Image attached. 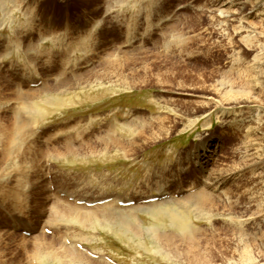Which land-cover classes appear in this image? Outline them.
Instances as JSON below:
<instances>
[{
	"label": "rangeland",
	"instance_id": "rangeland-1",
	"mask_svg": "<svg viewBox=\"0 0 264 264\" xmlns=\"http://www.w3.org/2000/svg\"><path fill=\"white\" fill-rule=\"evenodd\" d=\"M0 1V116L7 122L12 107H23L22 100L8 99L12 92L38 90L27 98L35 110L28 118L42 146L71 143L82 150L59 157L39 153L31 160L24 148L21 157L1 162L9 177L0 181V264H83L60 257L61 246L105 264H199L209 254L228 257L232 240L242 235L260 237L261 217L244 221L240 215L250 197V172L236 169L226 184L209 186L210 175L242 163L239 135L256 113L250 107L220 117L202 104L210 85L228 74V44L211 26L209 0ZM170 27L174 36L162 38ZM110 53L129 54L104 73ZM90 69L97 78L62 83ZM91 114L101 116L89 123ZM139 119L145 125L141 137L123 125ZM159 121L162 135L153 139ZM109 130L135 145L103 150L104 139L97 137ZM206 144L210 151L203 154ZM93 145L102 150L88 153ZM199 191L211 194L210 207L194 211L179 202ZM51 192L78 200L130 197L127 207L143 208L115 210L110 222L79 224L53 217L54 201L46 196ZM151 228L166 234L162 246ZM188 228L198 233L197 245L179 241ZM38 232L44 240L33 238Z\"/></svg>",
	"mask_w": 264,
	"mask_h": 264
},
{
	"label": "bare ground",
	"instance_id": "bare-ground-1",
	"mask_svg": "<svg viewBox=\"0 0 264 264\" xmlns=\"http://www.w3.org/2000/svg\"><path fill=\"white\" fill-rule=\"evenodd\" d=\"M205 10H207L206 13L210 16L209 18L212 23L211 26L218 34V37L221 40H226L228 44V48L225 49L227 60L224 66L225 70L228 71V74L225 73L224 75H221V79L210 85V92H208V96L206 97V100L202 102V104L205 105V108L215 110L216 113L220 114V117L224 113L233 110L241 112L244 108H256V113L254 112L255 114H252L251 116V124L246 125L244 128H242L241 134L239 135L240 144L237 145L236 151L238 153V159H240L239 161L242 163H236L231 169H223L218 172L217 175H215L213 173L214 170H212L213 174L209 177V180L211 182L209 186H213L214 182L218 180L221 185H223L225 182H228V179L232 178V176L236 174V169L240 173H243L244 171L250 172L251 175L247 176V180L250 181L248 187L250 197H248L249 199L246 202H243L242 205L240 204V215L244 218V221H249L254 216H260V221L264 223V0H209ZM173 29V27H170L167 31H164L162 33V38H165L167 34L171 37L174 36V33L172 31ZM127 54L129 53H110L108 56H106L103 61L104 73L111 72V67H114V65L121 60L126 61L127 58L123 57H127ZM134 55H136V53H132V56ZM222 73L223 72L221 71L220 74ZM85 75H88L89 77H98L96 71L90 69L88 70V72L84 74L81 73L78 76L75 75V77L67 79V81H64L62 83H71L70 81L81 80L85 77ZM37 91L38 90L26 92L18 89V92H12L13 96L10 97L8 95V99L17 101L22 100L23 107L21 106V104L20 106H18V108L15 106L12 107V109H14V114L10 117V119H6L7 122H5L2 116H0V181H4L3 184L7 181L9 174L4 171L1 162L6 160L7 158H11L12 160H14L18 155L23 153L22 151L24 148L28 151L27 153H29V151L31 152V160L32 158L34 160L35 156H38L39 153L42 157L46 155L45 153H50L52 157H59L67 153L79 154V152L82 151L81 147H74L71 145V143L55 148H45L42 146L39 141V137L35 132H33V128L30 125L31 120L28 118L31 116L30 114H32V112L35 113V110L30 107L27 98L29 95L39 93ZM6 102H8V100L5 99L3 100V102H1V104ZM1 107L2 106H0V109ZM99 116L101 115L91 114L88 117L89 123ZM114 119L116 120V117ZM139 120L140 122H138L140 125H136V122H133L132 120L123 125H125L128 129L131 128L132 130L136 128L137 135L141 137L143 132H145V130H143L145 125L141 121L143 119ZM162 125L163 124L161 122L158 123V126H156L157 129L153 128V126L151 125L152 127L150 129H155V132L153 131L152 134L153 139L159 138L160 134L162 135V133H158V129H161V127H163ZM75 126H77V124ZM110 127L112 128V126H109V128ZM35 128L36 127H34V129ZM115 132L116 131L111 132L110 130L105 131L102 134L100 133V135L97 137L98 139H104V145L102 147L103 150H107L110 147H116L122 148L126 151L127 147L129 148L135 145V140H131L126 143L116 140L115 138H113V133ZM208 146V144L204 145L203 154H205V152L207 151H210ZM89 147L90 151L88 153L90 154L95 152L99 153V150H102V148L98 149L96 145ZM206 157L208 158V156ZM195 158H197V155L195 156ZM37 161L39 162V159ZM200 163L199 165L202 166V164ZM63 195L65 196L64 199L57 193L53 192H51L50 194L47 193L46 195L50 198H53L54 201L52 207H50V209L52 208V212L54 213V215L52 214L53 217H66L63 219H66L68 221L70 220L69 222H71V220L73 222L76 221L79 224H91L92 222L98 223L102 221L110 222L112 219L116 218V216H112V212L115 210H124L128 212L134 209L137 210V208L139 207L143 208L142 205L140 204V206L138 203L137 204L139 206L132 205L127 207L126 205H119V202L124 203L127 200L131 199L130 197H114L102 201L103 204L101 205H97L99 203L93 201H100L98 199H103L104 197L94 198L92 200H78L80 199V197L78 196L76 197L74 195V197H69L73 196L71 193L66 192V195L62 194V196ZM211 197L212 196L210 193L199 191L195 192L194 194L187 195V197H183V199L181 198L179 202H183L186 206H192L194 211H199L200 209L209 206V203L212 200ZM67 199L74 200L72 202H69ZM75 200L80 202H77ZM89 202L92 203L90 204ZM251 206L254 207V210H249ZM119 219L124 226L127 225L125 217L120 216ZM127 226L129 228V225ZM21 229L26 231L25 228ZM149 231L152 232L151 235L154 239H156L157 243L161 245L163 241L162 237L166 236V234L159 232L155 228H151L149 229ZM39 232L36 236L33 237L35 240H42L44 238L43 234H41L43 233V231L41 233ZM177 236L179 238V241L185 242L187 240V244L189 243V245H197V243L199 242V238L198 236H195V231L193 228H188L185 231H181ZM54 241L55 240H53V238L50 239L49 242L51 243V245L49 246H52L54 244ZM232 241L233 247L229 251L230 253L228 254V257H225L222 253H219L218 256L209 254L207 258L204 256L203 260L199 264H264V232H262L260 237L255 240L250 239L247 234H245L239 237L238 240L233 239ZM37 243L35 247L37 248V252H39L38 249L40 248V243ZM161 246L158 248L159 252L162 251ZM58 248L62 252V254L60 252V257H67L66 261L68 263L81 262L83 264H105L102 262L91 261V259L89 260L87 257H84V254H82L77 249H67L66 247L62 246ZM53 254L56 256L55 253ZM38 257H41L40 253L38 254Z\"/></svg>",
	"mask_w": 264,
	"mask_h": 264
}]
</instances>
